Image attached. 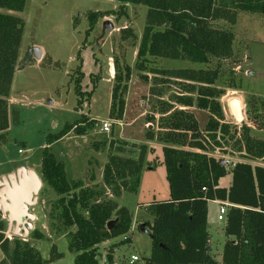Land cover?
<instances>
[{
	"label": "rangeland",
	"instance_id": "rangeland-1",
	"mask_svg": "<svg viewBox=\"0 0 264 264\" xmlns=\"http://www.w3.org/2000/svg\"><path fill=\"white\" fill-rule=\"evenodd\" d=\"M120 6L117 1L111 0H27L25 8L19 13L1 11L21 19L23 28L17 67L7 98L9 126L5 142L0 143V175L13 173L21 167L40 174L41 153L47 147V136L59 132L66 124L78 121L82 115L90 119L89 115L95 120L90 132L84 136L69 133L48 146V150L64 166L69 184L78 180L89 183V171L102 182L103 167L109 155L123 158L132 155L137 160L139 154H145L136 193L123 192L119 198L109 197L118 203V207H125L131 214L129 231L124 234L129 235L128 241H123L122 235L112 239L111 243L103 242L97 247L100 264H130L131 256L139 259L133 264H144L151 251L146 225L153 221L149 206L167 200L169 189L162 145L156 139H146L149 128L145 127V119L132 121L133 114L138 116L146 109V123L150 125L151 133L154 136L163 134L161 124H167L170 114L182 109L175 103V97L189 95L195 98V92L188 93V89H197L200 84L157 72H212L218 69L214 87L221 91L217 100L225 122L236 125L238 130L242 124H246L250 127V136L264 142V130L251 124L246 114L249 110H257L258 114L264 115L259 107L260 100L264 101V17L238 13L234 24L228 19L211 23L212 27L233 34L232 56L229 59L210 58L207 64H197L188 60L148 56L146 71L139 72L135 65L146 25L147 8L126 4L120 9ZM90 12L107 14L99 17L93 31L86 35ZM105 22L112 26V30H103ZM33 48L40 50L39 59L33 57ZM108 64L114 69L111 79L108 75L111 67ZM126 66L131 68V76L126 83L125 108L128 104L132 113L128 114L126 121L123 113L122 119L117 122L109 119L111 88L114 75L123 74ZM78 71L82 74L80 88L84 94L80 107L77 106L79 97L75 94ZM142 76L146 81L142 80ZM156 91L159 93L157 96L154 95ZM89 92L90 98L85 95ZM231 98L241 103L244 117L241 124L234 121L228 110L227 103ZM167 107L169 111L164 113ZM194 117L203 132L208 112L199 110L194 113ZM103 122L110 124L107 133L100 131ZM115 136L129 143L113 140ZM93 144L103 146H98L95 152ZM208 152L217 159L227 160V167L235 162L264 166L263 160L252 157L245 150L233 152L227 145ZM230 177L229 174L224 177L220 181L221 186ZM37 198L36 205L29 208L30 214L36 218L32 222V229L26 237L16 238L27 241L49 264H74V254L68 250L67 232L75 229L58 230L61 227L56 218L58 213H53V220L49 216L52 204L60 196L43 181ZM207 209V229L211 235L210 256L220 264L223 245L228 239L223 233L225 221L217 220V204L210 202ZM0 219L4 222V236L15 238L1 210ZM111 221L115 222L114 215ZM51 222L54 224L53 229L50 228ZM34 231L41 234L42 238L33 239L31 235ZM2 258L0 251V261Z\"/></svg>",
	"mask_w": 264,
	"mask_h": 264
},
{
	"label": "trees",
	"instance_id": "trees-1",
	"mask_svg": "<svg viewBox=\"0 0 264 264\" xmlns=\"http://www.w3.org/2000/svg\"><path fill=\"white\" fill-rule=\"evenodd\" d=\"M111 1H117L120 9L126 4L147 8L146 25L135 65L139 72L146 71L148 56L197 64H207L210 58L229 59L234 36L228 30L212 27L211 23L228 19L234 24L238 13L264 17V0ZM26 2L0 0V143L5 142L9 126L7 98L17 67L23 28L21 19L1 11L19 13ZM106 14H88L86 35L93 31L97 19ZM123 70V74L114 75L111 88L109 119L114 121L123 117L126 83L131 76L129 66ZM157 73L199 83L197 89H188V93L195 92V98L176 96L175 103L182 108L195 107L208 112V120L201 132L194 116L181 109L170 114L167 124H161L163 134L154 136L150 130L146 133L147 140L156 139L162 145L169 198L149 206L153 221L146 225L151 251L144 264H218L210 256L207 229V206L212 201L230 205L223 229L228 239L223 245L220 264H264V166L236 162L227 170V160L217 159L208 152L227 145L233 152L245 150L252 157L264 161V142L252 138L246 124L238 130L236 125L225 122L217 100L221 91L214 87L218 69L212 72L177 70ZM78 74L75 94L79 97L77 106L80 107L84 94L80 88L82 74L79 71ZM142 80L146 81V78L142 76ZM158 94V91L154 92V95ZM85 95L90 98L91 92ZM259 107L264 113V101L260 100ZM163 111L166 113L169 108ZM256 111H247V119L264 130V115ZM94 125V120L82 115L78 121L48 135L47 147L41 153L42 182L60 196L52 204L50 219L53 220V213L57 212L56 218L61 226L58 230L75 229L67 232L68 250L74 254V264H99L97 246L129 231L130 212L125 207H118L109 197L118 198L122 192L136 193L145 157V154H139L135 160L109 155L103 167L101 184L86 187L80 180L69 184L64 166L54 159L48 146L71 132L84 136ZM93 146L97 152L98 146L103 144ZM228 174L231 176L230 185L223 187L219 182ZM95 179L94 173L89 171V180L93 182ZM112 215L115 222L107 229ZM50 228H54L53 222ZM3 229L4 222L0 219V251L3 256L0 264H49L27 241L5 237ZM31 236L36 240L42 238L37 231Z\"/></svg>",
	"mask_w": 264,
	"mask_h": 264
},
{
	"label": "water",
	"instance_id": "water-1",
	"mask_svg": "<svg viewBox=\"0 0 264 264\" xmlns=\"http://www.w3.org/2000/svg\"><path fill=\"white\" fill-rule=\"evenodd\" d=\"M106 28L112 30V26L105 22L103 30ZM32 54L35 59H39L41 52L33 48ZM227 107L234 121L241 124L244 117L240 101L231 98ZM41 186V175L38 176L32 169L24 167L17 168L13 173L0 178V210L13 236L24 238L32 229L35 217L30 214L29 208L36 205ZM111 224L112 221L107 223V229ZM143 229L141 226V230Z\"/></svg>",
	"mask_w": 264,
	"mask_h": 264
},
{
	"label": "crops",
	"instance_id": "crops-1",
	"mask_svg": "<svg viewBox=\"0 0 264 264\" xmlns=\"http://www.w3.org/2000/svg\"><path fill=\"white\" fill-rule=\"evenodd\" d=\"M110 67H111V65L110 64H108ZM113 68L111 67V68H109L108 69V75H109V77H110V79L113 77ZM127 91H128V89H127ZM127 91H126V93H127ZM127 98L125 97V100H126ZM193 109H195L194 107H192V108H182V110H184V111H186V112H189V113H191L193 116H194V113L195 112H198L199 111V109H197V110H193ZM146 110V109H145ZM144 110V112H142L141 114H139L138 116L136 115V114H133V119H132V121H137V120H139V121H141V119H145V127L146 128H149V130H150V125L148 124V122L146 123V111ZM131 110H130V107L128 106V104L126 105V108H125V111H124V120L126 121V118L128 117V114H130V113H132V112H130ZM88 117L90 118V119H92L89 115H88ZM195 118V117H194ZM93 120V119H92ZM124 120L123 121H121L122 123L124 122ZM95 121V120H94ZM131 121V122H132ZM113 122V121H112ZM117 122H120V121H117ZM116 122V123H117ZM115 123V122H114ZM120 124V123H119ZM101 131V130H100ZM102 132V131H101ZM70 134H72V132L70 133ZM118 134V135H117ZM116 135L117 136H119V133H116ZM117 136H115L114 138H113V140H116V141H122V142H127L126 140H123V139H119ZM127 143H129V142H127ZM130 144H132V145H134L133 143H130ZM136 145V144H135ZM133 155H135V154H133ZM127 157H130V158H132V155H130V156H127ZM133 159V158H132ZM33 170V169H32ZM34 172H35V170H33ZM36 173V172H35ZM6 174H8V173H3V174H1L0 175V177H3V176H5ZM10 174V173H9ZM38 176H40V174H38V173H36ZM96 179H95V181H90L89 180V183H86V184H84V186H86V187H91V186H93L94 184H101L102 182L101 181H99V180H97V177H95ZM221 181V180H220ZM230 182H231V177H230V179L228 180V182L223 186V187H229V185H230ZM220 183V185H221V182H219ZM123 193V192H122ZM119 198V197H118ZM117 203V202H116ZM210 203V202H209ZM208 203V204H209ZM212 203H214V204H217V206H218V202H216V201H212ZM118 204V203H117ZM208 210V209H207ZM209 213L207 214V226H208V219H209ZM36 219V218H35ZM8 226V225H7ZM207 228H209V227H207ZM208 233H209V231H208ZM209 236L211 237V235H210V233H209ZM105 243H111V240H109V241H106ZM210 241H209V249L211 250V246H210ZM98 247V246H97ZM100 264V263H99Z\"/></svg>",
	"mask_w": 264,
	"mask_h": 264
},
{
	"label": "built area",
	"instance_id": "built-area-1",
	"mask_svg": "<svg viewBox=\"0 0 264 264\" xmlns=\"http://www.w3.org/2000/svg\"><path fill=\"white\" fill-rule=\"evenodd\" d=\"M101 131L102 132H109L110 131V124L108 122H103L101 125ZM21 152V151H19ZM236 163V162H235ZM235 163H231L229 167H227V170H230ZM230 207L229 204L227 203H218V213H217V220L218 221H225L226 216H227V212H228V208ZM129 239V235H124L122 240L123 241H127ZM139 259L136 256H131L130 257V264H133L135 262H138Z\"/></svg>",
	"mask_w": 264,
	"mask_h": 264
}]
</instances>
